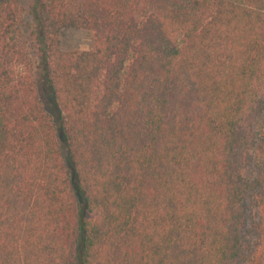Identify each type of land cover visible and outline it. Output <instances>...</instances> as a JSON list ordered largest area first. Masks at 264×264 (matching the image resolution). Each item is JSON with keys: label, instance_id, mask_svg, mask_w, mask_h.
Here are the masks:
<instances>
[{"label": "trees", "instance_id": "16d2710c", "mask_svg": "<svg viewBox=\"0 0 264 264\" xmlns=\"http://www.w3.org/2000/svg\"><path fill=\"white\" fill-rule=\"evenodd\" d=\"M23 11L0 0V264H264V0H28L34 60Z\"/></svg>", "mask_w": 264, "mask_h": 264}, {"label": "rangeland", "instance_id": "374dc122", "mask_svg": "<svg viewBox=\"0 0 264 264\" xmlns=\"http://www.w3.org/2000/svg\"><path fill=\"white\" fill-rule=\"evenodd\" d=\"M24 9L23 20L19 28L18 36L21 40L22 47L33 56L34 45L31 35L32 22L27 16L28 0H20ZM61 48L63 51H90L93 48V36L86 31L66 30L61 33ZM246 214L248 216L247 238L254 242V226L257 221V213L251 199L248 200Z\"/></svg>", "mask_w": 264, "mask_h": 264}]
</instances>
